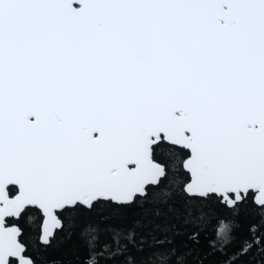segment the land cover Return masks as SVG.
Instances as JSON below:
<instances>
[{"label":"snow or ice","instance_id":"snow-or-ice-1","mask_svg":"<svg viewBox=\"0 0 264 264\" xmlns=\"http://www.w3.org/2000/svg\"><path fill=\"white\" fill-rule=\"evenodd\" d=\"M73 235L264 264V0H0V264Z\"/></svg>","mask_w":264,"mask_h":264},{"label":"trees","instance_id":"trees-1","mask_svg":"<svg viewBox=\"0 0 264 264\" xmlns=\"http://www.w3.org/2000/svg\"><path fill=\"white\" fill-rule=\"evenodd\" d=\"M85 223H87V220H82L79 223L76 228L77 233H79L80 228L83 227ZM215 223L216 221L213 219L206 225L209 238H213V228ZM47 255L50 261H63L64 264H69V262L70 264H81V260L86 253L79 236L73 235L71 239L49 249Z\"/></svg>","mask_w":264,"mask_h":264}]
</instances>
